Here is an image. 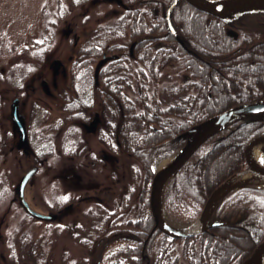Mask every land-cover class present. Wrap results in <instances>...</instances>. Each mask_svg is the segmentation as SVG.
Here are the masks:
<instances>
[{"label":"trees","instance_id":"obj_1","mask_svg":"<svg viewBox=\"0 0 264 264\" xmlns=\"http://www.w3.org/2000/svg\"><path fill=\"white\" fill-rule=\"evenodd\" d=\"M170 1L138 0L137 19L125 23L102 21L71 50L75 57L68 76L78 95L63 99L64 110L73 112L90 102V111L99 110L102 117L98 127L102 144L114 152L119 140L121 150L137 159L141 170H133V186L129 189L130 196L139 186L136 207L122 213L120 229L117 218L110 221L109 210L100 211L101 221L94 227L103 234L102 240L95 236L89 241L86 236L80 237L81 232L74 233L73 226L64 228L78 237L83 247L99 246L101 254L112 242L106 236V228L114 226L116 246L106 264H242L264 240V187L250 184L229 191L212 209L206 230L175 238L155 226L150 205L155 171L150 157L151 152L164 147L181 149L186 137L180 135L191 127L264 98V10L235 12L222 20L178 0L171 21L181 45L167 29L165 13ZM130 43H134L133 55ZM49 55L47 50L45 61ZM104 55L111 58L104 60L96 74V66ZM169 65L181 68L183 84L159 91ZM21 69L32 77L39 76L34 66ZM20 88L21 84L16 90L20 100L31 99L29 92L25 95ZM120 90L121 112L117 105ZM30 107L33 119L41 105ZM73 115L84 120L83 113ZM34 130L38 140L30 142L27 149L37 167L44 157L54 155V147L51 133ZM75 131L73 142H63L68 146L64 154L69 158L84 148V139ZM260 134H264V121L251 120L249 116L236 117L212 133L165 181L160 195L163 219L168 211L181 221L195 222L213 192L247 170L244 148ZM261 164L264 165V146ZM217 220L227 224L209 226ZM51 243L45 235L33 237L24 232L9 246V261L52 264ZM63 260V264H78ZM80 264H101V260L98 257Z\"/></svg>","mask_w":264,"mask_h":264},{"label":"rangeland","instance_id":"obj_2","mask_svg":"<svg viewBox=\"0 0 264 264\" xmlns=\"http://www.w3.org/2000/svg\"><path fill=\"white\" fill-rule=\"evenodd\" d=\"M91 7L89 25L86 28L109 20L106 15L111 9L107 5L96 3ZM79 11L78 7L72 6L71 0H0V264H26L9 261L12 256L9 246L24 232H29L33 237L45 235L52 242L49 247V251L52 252V264H63L65 258L80 264L98 257L101 264H106L109 261L107 257L116 246L117 233L114 232V226L106 228L108 233L106 236L112 239V242L99 254V246L94 249L83 247L79 243V238L73 235L72 237L63 225L73 226V223H77L74 233L81 232L80 237L86 236L89 241L95 236L102 240L103 234L94 228L101 221L99 213L97 212L93 218L91 214L87 215L86 209L96 211L94 210L96 205H105L106 209L102 210H109L111 222L113 218L118 219L116 224L120 229L122 213L136 207L135 198L139 186H135L130 196L129 189L133 186V170H141L140 162L122 150L118 158H113L114 155L109 154L108 150L106 153L103 150L104 146L98 143L97 138L91 133L84 135V148H79L75 156L67 158L64 153L68 146L61 144L60 136H56L57 133L63 136L71 125L63 122L67 114L62 112L65 102L62 104L57 97L52 100L44 95L40 88L32 92L29 87L25 91L29 92L31 99L25 97L22 99L27 103L26 107L29 109L32 102L37 99L40 100L41 107L50 111L46 119L42 118V113H38L31 129L46 130L54 136L52 138L54 155L44 157L42 163L37 166L36 173L25 187V200L32 210L47 215L55 213L54 204L59 197L75 201L74 203L83 197L85 200L84 198L80 200L76 207L73 205L74 207L69 209L71 212L63 217L62 224H58L54 220L31 217L17 197L24 174L34 167L33 158L26 152L27 150L23 152L13 147V126L7 118L19 84L24 87L33 79L30 73L21 67L34 66L37 73H42L49 81L52 75L56 72L59 74L60 70V75H63L61 59L65 60L70 55L69 43L73 39L71 35L68 36L69 33L68 37L61 33V29L65 26V20L73 21L71 24L76 29L79 25L82 26L83 17L76 16ZM45 39L47 40L44 41ZM78 39L81 43L83 35ZM47 50L50 52V58L45 61ZM166 69L160 81L159 91L163 87L183 84L181 68L169 65ZM59 78L61 79V76ZM37 83L38 80H35V86H39ZM43 83L45 84L44 80ZM62 83L64 80L61 79L57 88L59 91L63 90ZM72 94L74 90L69 87L64 96L72 97ZM258 105L260 108L257 115L264 114V98ZM71 117H69L71 123H80V119L72 120ZM77 128L82 130L81 127ZM31 138L33 139L34 135ZM178 152L179 149L172 147L151 152L150 161L156 176L169 166ZM261 159L262 155L258 162H261ZM240 178L241 175L233 177L231 182L234 183ZM246 184L264 185V178ZM114 209L116 213L113 212ZM164 222L175 228H187L195 223L181 221L168 211H165Z\"/></svg>","mask_w":264,"mask_h":264},{"label":"water","instance_id":"obj_3","mask_svg":"<svg viewBox=\"0 0 264 264\" xmlns=\"http://www.w3.org/2000/svg\"><path fill=\"white\" fill-rule=\"evenodd\" d=\"M187 3H189L194 8L204 11L210 15L216 16L222 20L226 19L228 16L235 12L245 11V10H264V0H185ZM178 0H171L165 13V20L167 29L170 33H172L177 41L182 45L183 42L181 38L176 33L174 26L171 21V14L172 11L176 5ZM229 6H238L239 9L231 12H227L226 9ZM133 47V46H132ZM131 47V52H132ZM111 58V56H103L100 62L96 66V74L101 66V64L104 62L105 59ZM260 106L257 103H247L238 105L236 107H233L221 114H218L214 116L213 118L209 119L208 121L201 123L199 125H195L191 127L188 131L182 133L180 137H186V143L185 145L179 150L177 155L174 157L172 162L169 164V166L159 175L154 177L152 186H151V194H150V205L152 210V216L155 222V226L162 231L163 233L175 237V238H184V237H190L197 233H200L207 228V221L210 217L211 211L214 208L215 204L229 191L233 189H237L246 185L250 184H243L240 186H234L228 189L221 197H219L213 204L211 203L213 197L215 196L216 192L221 188V186L232 183L233 177H237L241 173H238L234 175L231 179L227 180L225 183L220 185L210 196L208 199L201 215L199 218L195 221L193 225L187 228H175L167 225L164 222L163 216H162V210H161V202H160V195L162 187L165 183V181L179 168H181L193 155L194 153L199 149V147L214 133L216 130L221 128L223 125L228 123L230 120L236 118V117H243V116H249L251 120H261L264 121V114L257 115L258 110ZM11 114L13 118V128L17 129L19 132V142H18V148H23L26 150L29 148V143L26 136V131L23 125L24 118L19 115L18 112V99H14L12 106H11ZM264 141V134H260L254 138H252L245 146L244 148V156L247 163V171L251 170L254 171L262 176H264V165L261 164V162L253 161L251 157V151L253 146L259 142ZM36 168L33 167L29 169L23 176L19 187H18V193L20 201L22 202V205L24 209L33 217L40 218V219H51L53 216L42 214L39 212H36L31 209L28 202L25 200L24 197V190L31 179V177L35 174ZM263 186L264 185H260ZM227 224V222L222 220L213 221L209 226L214 227L218 225ZM264 250V240L261 241L253 251V253L247 257L242 264H250L252 261L256 259V257Z\"/></svg>","mask_w":264,"mask_h":264},{"label":"flooded vegetation","instance_id":"obj_4","mask_svg":"<svg viewBox=\"0 0 264 264\" xmlns=\"http://www.w3.org/2000/svg\"><path fill=\"white\" fill-rule=\"evenodd\" d=\"M96 3H100L104 6L107 5V7L111 9V12L108 15H106V17H108L109 20H118V21H120V23H123V22L125 23L128 19H134V18L137 19L138 0H77V2H76V0H71L72 6L75 8L78 7L80 9V11L76 14V16L79 15V16L83 17V21L81 24L82 26L79 25L76 29V27L71 24L73 21H71V20L66 21L65 20V22H64L65 26L61 29V33H63L66 36L69 33L68 36L71 35V37L73 39L72 42H70V43L68 42L69 43V49H70V55L65 60L61 59L62 64L60 67H62L63 75H60L61 74L60 73L61 70H60L58 72L59 74H57V72H56L55 75H52L51 81H49V79L47 77L43 76L42 73H40L39 76L33 77L32 82L30 84H28V85L25 84L24 87L21 86L20 92H23L24 94H26L25 90L28 87L30 88V90L32 92L36 91L37 88H40L42 90L43 94L52 98V100H53V98L57 97L58 99L61 100L62 104L65 102L63 100L65 98V96H64L65 92H68L69 87L73 88L72 84H71V80L68 76L70 64L75 57L74 53H72L71 50H72V48L75 49V48H77V46H79V41H78L79 39L78 38L81 35H85V33H87L91 29V28H86V27L89 25L88 20L90 18V11L92 9L91 6H93ZM57 15L58 14L56 13L55 16H57ZM125 25L126 24H122L123 27H125ZM125 33L129 34V31H125ZM133 44L134 43H130V49H129L130 55H133V53L131 52V47L133 46ZM49 58H50V56L47 57V61ZM49 68H50V63H49ZM51 72H52V70H51ZM60 76H61V79L64 80V83H62L63 90L59 91V89H57V88L59 87V82L61 81V79L59 78ZM35 80H38L37 84L39 86H35ZM43 80H44L45 84L43 83ZM95 80H97V78H95ZM65 83H66V85H65ZM7 92H9V91H7ZM72 95H73L72 97L75 98L78 94L75 93V91H74V94H72ZM122 95H123V93L120 90L118 92V98L119 99L117 102L118 111H120V112L122 110V108H121ZM67 97H69V96L67 95L66 98ZM69 98H71V97H69ZM14 99H18V112H19V115L24 118L23 125L25 128L26 136H27L29 146H30V142L35 143L38 140V136H39V135H37V133H35L34 129H33L34 131H32V129H31L32 123L34 122L35 118L40 113L43 114L42 118L46 119L48 117V112H50V111L47 108H44V107L41 108L40 107L38 110L35 111V113H36L35 117L33 119H31L30 118V116H31L30 112H32L31 107H29V109H28V107H26L27 103L24 100H20V97L17 95L14 97ZM33 104H35L36 106H40L41 102H40V100L35 99L32 102V105ZM89 105H90V102H87L86 107H83L82 109L78 108L77 110H75L73 112L69 111V110H64V109L62 110L63 114H66V113L69 114V115L66 114V117L63 118L64 124L66 123L67 125H69V124H71V125H69V127L67 128V130H69V132L67 131L68 133L66 134V137L64 134H63V136L58 134V133L56 134L57 137L60 136V143L61 144H63L62 142H65L67 145H69L71 142L74 141V139L76 137V134L74 133V131L77 129V127L82 128L81 131H78V130L75 131L80 138H84L85 133H91L95 136V138H97L96 141L98 140L97 142L102 144L100 137H99V134H98V127L101 124L102 117L100 115L99 110H94L93 112H91L89 109ZM76 113H83L84 120H81L80 123H71L69 120V117L72 116L71 117L72 120H75L73 114H76ZM7 118L9 121H11V123L13 125V118H12V114H11V109H10V113L7 115ZM12 132H13V147H15L19 151H23L24 150L23 148H21V149L18 148L19 132L17 131V129H14V128L12 129ZM32 135H34L33 139L31 138ZM52 138H54L53 135H52ZM102 145L104 146L103 150L107 153V149L105 148V145L104 144H102ZM28 151L29 150H27L26 152L28 153ZM108 152H109V154L114 155L113 158H118V156L121 155V142L119 140L117 141L114 152L113 151H108ZM106 153H104V154L106 155ZM67 158H69V157H67ZM17 197L20 201L19 193H18ZM83 198L85 200V197H83ZM82 199H79V201L77 203H74L75 201H68L69 199H62L60 197L57 198L55 200V204H54V207H56L55 208L56 211H55V213L50 214V216H53V218L42 219V220H54V221H57L58 224H62L61 221H62L63 217H65V215H67L68 213L71 212L69 209L73 208L74 206L76 207L77 204H79L80 200H82ZM21 204H22V202H21ZM105 207L106 206L103 204L100 206L96 205V207H94L95 208L94 210H96V211H93V209H91L92 211H90L89 209H86V213H87V215L91 214L92 216H96V213L97 212L100 213V211L102 209H106ZM73 224H74L73 227L78 226L77 223H73ZM63 226L68 227L70 225L65 224Z\"/></svg>","mask_w":264,"mask_h":264},{"label":"bare ground","instance_id":"obj_5","mask_svg":"<svg viewBox=\"0 0 264 264\" xmlns=\"http://www.w3.org/2000/svg\"><path fill=\"white\" fill-rule=\"evenodd\" d=\"M239 8L240 7H238V6H229L226 9V11L231 12V11H235ZM263 145H264V141H259L253 146L252 151H251V157H252L253 161H259V159L262 155ZM240 175H241V178L238 179L236 182L227 183V184L221 186V188L216 192L215 196L213 197L211 203L213 204L219 197H221L231 187L240 186V185H243L246 183H250L256 179H263L264 178V176L254 172V171H251V170L246 171ZM250 264H264V250Z\"/></svg>","mask_w":264,"mask_h":264}]
</instances>
